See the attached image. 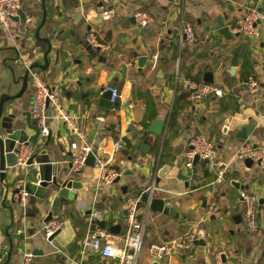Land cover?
<instances>
[{"label":"crops","instance_id":"0c3cea01","mask_svg":"<svg viewBox=\"0 0 264 264\" xmlns=\"http://www.w3.org/2000/svg\"><path fill=\"white\" fill-rule=\"evenodd\" d=\"M102 8L119 10L117 19L101 21L98 11ZM254 8L264 11V0H46L47 21L38 40L42 2L27 0L21 18L34 20L27 28L19 30L18 21L9 28L0 24V99L10 87L11 94L20 91L21 84H12L24 75L25 63L45 66L48 45L43 40H50V66L47 71H35L78 118L95 157L120 173L119 182L112 185L99 183L95 165L75 173L69 168L75 139L65 126L50 122L51 135L42 138L38 152L45 151L41 158L82 183V189L71 191L77 198L66 203L53 192L34 204L29 198L26 205L17 204L11 182L28 169L20 161L33 154L24 147L19 163L8 168L4 182L0 178V264H23L26 253L33 257L31 264H117L93 252L82 256L84 238L94 230L92 210L102 214L106 229L118 226L123 235L126 205L141 199L153 185L155 197L163 199L176 216L149 213L139 264H151L153 244L177 241L198 231L207 236L198 240L204 245L197 242L193 253H177L166 264H216L219 253L223 264H264V163L249 168L246 160L236 158V150L244 143L238 135L250 126L254 129L245 142L264 149V22L256 39L234 31ZM138 11L150 14L154 23L139 28L134 19ZM219 17L230 28L232 39L219 34ZM183 20L194 28L199 39L196 46L181 44ZM91 28L102 43L111 46L110 52H94L87 42ZM142 56L149 57L150 67L145 70L138 67ZM154 56H158L155 65ZM208 75L224 96L189 102V83L208 84ZM253 83L256 93L251 91ZM110 86L117 87L120 96L117 105L106 109L99 104L100 90ZM33 93L30 81L20 101L22 112H30ZM107 104L111 106L110 99ZM155 120L166 124L161 136L149 132ZM196 135L215 140L219 156L213 168L203 161L193 165L188 159L189 143ZM147 139H151L148 151L143 153L136 143ZM120 140L129 147L117 151L115 143ZM124 150L134 151L132 161L122 154ZM165 167L168 171L159 178ZM222 171L225 180L217 183ZM242 192L257 197L256 233L244 225ZM212 203L218 206L217 214L210 213ZM50 215L64 224L53 241L42 234Z\"/></svg>","mask_w":264,"mask_h":264},{"label":"built area","instance_id":"2783aa9c","mask_svg":"<svg viewBox=\"0 0 264 264\" xmlns=\"http://www.w3.org/2000/svg\"><path fill=\"white\" fill-rule=\"evenodd\" d=\"M27 0H0V24L9 28L14 22V18H18L19 30L27 28L34 20L21 18V12L24 2ZM41 2V0H32ZM100 18L106 22H112L117 19L119 10L116 8H102ZM134 19L141 29L148 28L154 23V19L145 11H138L134 14ZM264 22V11L254 8L250 9L243 18L238 22L235 32L243 38L256 39L259 37V26ZM180 42L183 46H196L199 44V39L196 36L194 28L186 21H182L180 29ZM88 44L95 50L100 52H110L111 46L102 43L98 38L96 29L89 30ZM158 62V56H154L152 64ZM26 68L30 64L25 63ZM30 81L34 89V101L32 102L30 112L33 116L35 124L41 129V138L48 139L51 135L49 127L50 122L59 123L65 126L75 141L71 144L72 150V166L75 173L81 172L86 166V161L90 153L94 151L92 146L87 141V132L80 124L78 118L62 103L59 95L53 91L48 82L37 71H30ZM111 93V104L116 105L120 96V91L117 87L110 86L107 89ZM252 93L257 92L255 83L251 86ZM224 90L217 84H198L196 82L189 83L188 101L191 103L201 102L209 97H223ZM127 144L120 140L115 143L117 151L125 148ZM189 151L187 157L193 160L196 156L201 161H207L211 168L217 165L218 147L214 139L203 135H196L191 138L189 143ZM22 156V155H21ZM20 156V157H21ZM95 156V155H94ZM95 167L100 171V184L112 185L119 177L120 173L108 165L105 160L95 157ZM236 158L241 161L252 160L254 163H264V149L255 148L252 144L244 142L236 150ZM27 161V160H26ZM21 164L25 162L20 161ZM225 180V174L222 171L217 183H222ZM145 193L149 195V199L143 202L140 198L130 201L126 207V233L115 235L110 229L96 228L90 231L83 241L82 256L85 258L91 252L99 255L103 259L114 260L117 264H139L140 258L144 251V242L148 229V215L150 213L149 206L153 197H155L156 187L153 185ZM29 196L26 193H21L14 197L17 204L26 205ZM240 199L243 204V222L250 233H256L259 229L256 206L257 197L249 192H242ZM144 204V205H143ZM219 212L216 203L210 205V213L217 214ZM103 216L97 210H92L91 224L101 221ZM64 224L62 222L52 220L45 224L46 238L52 237L56 232L62 230ZM206 234L202 231L191 232L177 241H172L162 244H153L150 247L151 264H166V261L172 258L177 253L191 254L196 248V244L200 239H206ZM32 255L27 254L24 257L23 264H31ZM216 264H223L222 254L219 253L215 257Z\"/></svg>","mask_w":264,"mask_h":264},{"label":"water","instance_id":"95a60500","mask_svg":"<svg viewBox=\"0 0 264 264\" xmlns=\"http://www.w3.org/2000/svg\"><path fill=\"white\" fill-rule=\"evenodd\" d=\"M41 2L44 15L42 22L36 32V38L38 40H40V31L47 21L46 0H41ZM102 11L103 10L101 9L98 11V13L101 14ZM13 20L18 21V18H14ZM217 24L220 28V35H222L225 39L233 38L230 28L225 26V23L221 17L217 19ZM43 41L48 45V51L45 54V66H42L38 63L31 64L29 68H26L24 75L20 76L17 79H14L12 85L17 86L18 84H21L20 91L16 94H11L12 87H10V92L2 96V98L0 99V178L2 182L5 181L8 176V168L15 167L19 163V159L23 153L24 147H30L33 151V154L25 162V165L28 169L26 170V172H20L21 177L11 182L12 186L15 187L13 195H20L24 192L29 196L30 203L34 204L37 202V200H42L45 196H47V194H52L54 192L62 201V203H66L68 200H76L77 194H73L71 191L81 190L82 183L76 182L73 178L66 177L61 173V169L57 165L46 161V159L44 158H41L42 156L46 155L45 151L38 152L39 148L42 145L41 129L35 124L31 112H22L20 102L28 93L30 71H34L37 69L47 71L50 66L48 56L52 51V45L50 43V40L48 39H45ZM94 52L99 53L100 50H95ZM59 58L60 52L58 51L56 66L59 63ZM137 62L138 67L142 70L150 67L148 56L140 57ZM205 82L208 84H213L214 81L213 78L208 75L205 79ZM248 82V80L245 81V88L248 87ZM100 93L101 95L99 98V104L106 109L112 108V104L111 106L107 104V101L111 98V93L105 89L100 90ZM165 129L166 124L164 122H162L161 120H155L152 123V127L150 128L149 132L154 136H161L164 131H166ZM253 129L254 126H250L249 128L239 133L238 137L240 138V141L242 143L248 139ZM29 133L33 134L30 135ZM90 139L92 141V137H90ZM149 140L151 139H147L145 141L138 140V142L136 143V147L140 148L143 153H146L148 151ZM122 154L126 156L129 161L133 160L134 151L124 150ZM10 160H12L11 165H9ZM95 161V156L93 155V153H90L87 158L86 165L94 166ZM200 162L201 160L198 156L193 159V165H197ZM207 163V161H203L204 166H206ZM246 166L252 168L254 166V161L246 160ZM69 168H73L72 163L70 164ZM167 171L168 168H163L159 173V178H162ZM18 179H23L22 183H19L20 181ZM115 182L118 183L119 179H117ZM5 187L9 188L8 185H5ZM148 199L149 195L147 193H144L141 197V200L143 202H146ZM149 211L152 214L160 213L166 216H176V214H174V211L166 204V202L163 199L157 197L152 198L149 206ZM52 219V215L48 216L43 224L42 234L44 236L46 234V231L44 229L45 224L52 221ZM98 227L105 228V222H95V225H93V229H96ZM110 230L115 235L120 234L118 226L112 227ZM60 232L61 230L56 232L48 240L53 241L60 234ZM199 243L204 245V242H198V244Z\"/></svg>","mask_w":264,"mask_h":264},{"label":"rangeland","instance_id":"374dc122","mask_svg":"<svg viewBox=\"0 0 264 264\" xmlns=\"http://www.w3.org/2000/svg\"><path fill=\"white\" fill-rule=\"evenodd\" d=\"M34 98H35V96H34V93H33V98H32V99H33V101H34Z\"/></svg>","mask_w":264,"mask_h":264},{"label":"trees","instance_id":"16d2710c","mask_svg":"<svg viewBox=\"0 0 264 264\" xmlns=\"http://www.w3.org/2000/svg\"><path fill=\"white\" fill-rule=\"evenodd\" d=\"M127 145H128V147H129V145H130V144H129V143H127Z\"/></svg>","mask_w":264,"mask_h":264}]
</instances>
